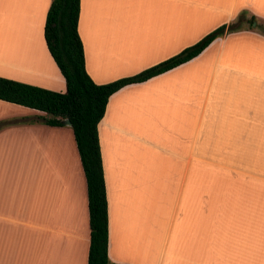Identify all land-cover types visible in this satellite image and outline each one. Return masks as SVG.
I'll use <instances>...</instances> for the list:
<instances>
[{
    "label": "crops",
    "instance_id": "0c3cea01",
    "mask_svg": "<svg viewBox=\"0 0 264 264\" xmlns=\"http://www.w3.org/2000/svg\"><path fill=\"white\" fill-rule=\"evenodd\" d=\"M50 3L0 0V77L64 93L44 39ZM241 13L252 28L109 98L98 138L111 263L264 264V0H80L97 85L155 66ZM46 117L0 100V264H87L73 131Z\"/></svg>",
    "mask_w": 264,
    "mask_h": 264
},
{
    "label": "trees",
    "instance_id": "16d2710c",
    "mask_svg": "<svg viewBox=\"0 0 264 264\" xmlns=\"http://www.w3.org/2000/svg\"><path fill=\"white\" fill-rule=\"evenodd\" d=\"M79 15L80 0H51L45 20V43L65 80V92L58 93L0 77V100L45 113L44 123L48 126H63L64 120L70 122L87 185L90 228L87 264H113L108 259V211L98 138V124L105 114L109 98L123 87L148 81L191 61L213 41L239 27L221 25L194 45L155 66L132 77L97 85L85 69L84 50L78 33ZM253 21L254 18L244 20L250 25ZM236 23L241 25L243 22L238 18ZM182 53H185L183 57L180 56ZM164 62L168 64L164 71L148 74L147 70L156 69Z\"/></svg>",
    "mask_w": 264,
    "mask_h": 264
},
{
    "label": "snow or ice",
    "instance_id": "6c2138e0",
    "mask_svg": "<svg viewBox=\"0 0 264 264\" xmlns=\"http://www.w3.org/2000/svg\"><path fill=\"white\" fill-rule=\"evenodd\" d=\"M239 20H240V22H244V20H245V14L244 13H241V16L239 17ZM233 24H234V28H238L240 26V24L236 23L235 21L233 22ZM253 24H255L254 21H253ZM183 55H185V53L180 54L181 57H183ZM167 67H168L167 62H164V64H162L160 66H157L156 69H150V70H147V72H148L149 75H152V74L155 73V71H164Z\"/></svg>",
    "mask_w": 264,
    "mask_h": 264
},
{
    "label": "rangeland",
    "instance_id": "374dc122",
    "mask_svg": "<svg viewBox=\"0 0 264 264\" xmlns=\"http://www.w3.org/2000/svg\"><path fill=\"white\" fill-rule=\"evenodd\" d=\"M261 25H263V24H261ZM261 25H260V26H261ZM241 27H243V28H252V25H250L249 22H248L247 24L243 22V24L240 25L239 28H241ZM263 29H264V28H263Z\"/></svg>",
    "mask_w": 264,
    "mask_h": 264
},
{
    "label": "water",
    "instance_id": "95a60500",
    "mask_svg": "<svg viewBox=\"0 0 264 264\" xmlns=\"http://www.w3.org/2000/svg\"><path fill=\"white\" fill-rule=\"evenodd\" d=\"M64 125H66V126H70L71 124H70V122L68 121V120H64Z\"/></svg>",
    "mask_w": 264,
    "mask_h": 264
}]
</instances>
